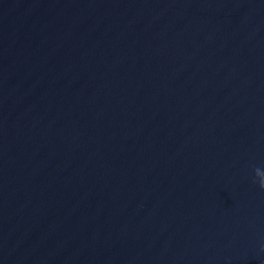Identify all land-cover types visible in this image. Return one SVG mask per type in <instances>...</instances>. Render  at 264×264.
<instances>
[{"label": "water", "instance_id": "95a60500", "mask_svg": "<svg viewBox=\"0 0 264 264\" xmlns=\"http://www.w3.org/2000/svg\"><path fill=\"white\" fill-rule=\"evenodd\" d=\"M264 0H0V264H264Z\"/></svg>", "mask_w": 264, "mask_h": 264}, {"label": "clouds", "instance_id": "9594fccd", "mask_svg": "<svg viewBox=\"0 0 264 264\" xmlns=\"http://www.w3.org/2000/svg\"><path fill=\"white\" fill-rule=\"evenodd\" d=\"M253 183L258 184L259 188L264 190V171L260 170L259 168L255 170V179Z\"/></svg>", "mask_w": 264, "mask_h": 264}]
</instances>
